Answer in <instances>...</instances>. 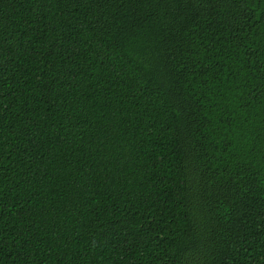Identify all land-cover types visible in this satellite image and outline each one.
I'll use <instances>...</instances> for the list:
<instances>
[{"label": "trees", "instance_id": "16d2710c", "mask_svg": "<svg viewBox=\"0 0 264 264\" xmlns=\"http://www.w3.org/2000/svg\"><path fill=\"white\" fill-rule=\"evenodd\" d=\"M0 264H264V0H0Z\"/></svg>", "mask_w": 264, "mask_h": 264}]
</instances>
